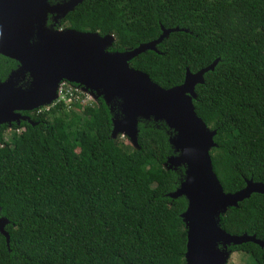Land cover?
I'll return each instance as SVG.
<instances>
[{
  "label": "trees",
  "instance_id": "trees-1",
  "mask_svg": "<svg viewBox=\"0 0 264 264\" xmlns=\"http://www.w3.org/2000/svg\"><path fill=\"white\" fill-rule=\"evenodd\" d=\"M161 26L179 30L129 66L167 89L186 69L217 60L192 99L216 130L213 171L226 193L245 179L264 183V0H82L55 25L112 35L108 51L154 40ZM16 66L0 54V81ZM87 94L79 89L69 103L22 112L33 124L0 125V217L9 235L7 244L0 234V264H185L186 199L169 196L184 165L165 166L176 154L168 141L174 132L163 120L138 119L137 147L113 138L119 101ZM219 225L264 240V194L227 207ZM227 250L264 264V246Z\"/></svg>",
  "mask_w": 264,
  "mask_h": 264
},
{
  "label": "water",
  "instance_id": "water-1",
  "mask_svg": "<svg viewBox=\"0 0 264 264\" xmlns=\"http://www.w3.org/2000/svg\"><path fill=\"white\" fill-rule=\"evenodd\" d=\"M80 2L0 0V54L19 64L0 81V125L10 127L21 120L33 124L21 112L50 105L63 80L101 97L107 105L117 99L120 115L111 118V137L122 134L134 147L138 146V119L163 120L174 132L168 141L176 152L165 166L184 165V177L169 196L186 199L180 214L186 228L185 264H226L230 244L250 241L263 247L264 240L255 235L229 234L219 225V215L227 207L236 206L252 192L264 194V183L245 179L243 188L226 193L213 171L209 150L215 145L216 130L196 114L192 99L194 86L203 82V74L217 60L194 73L186 69L180 84L162 88L145 72L130 67L128 61L146 50L158 52L157 43L179 28L161 26L156 39L124 51L107 50L114 40L112 35L72 28L43 29L48 13L55 20L61 19ZM26 73L30 78L27 86L20 84ZM7 222L0 217V234L8 244Z\"/></svg>",
  "mask_w": 264,
  "mask_h": 264
},
{
  "label": "built area",
  "instance_id": "built-area-1",
  "mask_svg": "<svg viewBox=\"0 0 264 264\" xmlns=\"http://www.w3.org/2000/svg\"><path fill=\"white\" fill-rule=\"evenodd\" d=\"M80 88L77 86V85H69L68 82L66 81H61L58 85V88H57V97L55 98V100L52 102L55 103V102H59V101H63L64 103H69L75 92H77ZM88 95V99H90V94H87ZM48 106V105H47ZM47 106H44V107H47ZM38 111H40V108H37Z\"/></svg>",
  "mask_w": 264,
  "mask_h": 264
},
{
  "label": "rangeland",
  "instance_id": "rangeland-1",
  "mask_svg": "<svg viewBox=\"0 0 264 264\" xmlns=\"http://www.w3.org/2000/svg\"><path fill=\"white\" fill-rule=\"evenodd\" d=\"M90 97L92 98L93 96L90 95ZM8 133H9V131L6 130L5 134H8ZM118 136H119V139H120V137H122V139L125 142H128L130 144L129 138H127L126 136H123L122 134L121 135L118 134ZM249 259L250 258H248V255H246L240 251H233V252L229 253L228 258L226 260V264H249V263H251V259L250 260Z\"/></svg>",
  "mask_w": 264,
  "mask_h": 264
},
{
  "label": "flooded vegetation",
  "instance_id": "flooded-vegetation-1",
  "mask_svg": "<svg viewBox=\"0 0 264 264\" xmlns=\"http://www.w3.org/2000/svg\"><path fill=\"white\" fill-rule=\"evenodd\" d=\"M61 1H63V0H59V1H56V2H53V3H51V1L49 0V2L51 3V4H54V3H57V2H61ZM49 21H51V23H49ZM57 22H58V19L57 20H55L54 19V15L53 14H47L46 15V19H45V22L43 23V29H45V28H48L49 30L51 29V28H53V29H65V28H56L55 27V25L57 24ZM19 66V64H18V62H17V66H16V68ZM16 68H14V69H12L11 71H13V70H15ZM11 71H9V72H11ZM8 72V73H9ZM8 75V74H7ZM29 78V75L26 73L25 74V76H24V78ZM29 81H30V78H29ZM66 82H68V81H66ZM68 84L69 85H75V84H73V83H70V82H68ZM43 107V106H42ZM39 108H41V107H39ZM22 113V112H21ZM23 114V113H22Z\"/></svg>",
  "mask_w": 264,
  "mask_h": 264
}]
</instances>
